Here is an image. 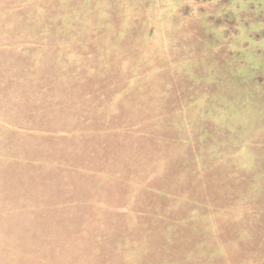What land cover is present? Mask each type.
Listing matches in <instances>:
<instances>
[{"label":"rangeland","instance_id":"374dc122","mask_svg":"<svg viewBox=\"0 0 264 264\" xmlns=\"http://www.w3.org/2000/svg\"><path fill=\"white\" fill-rule=\"evenodd\" d=\"M0 264H264V0H0Z\"/></svg>","mask_w":264,"mask_h":264}]
</instances>
